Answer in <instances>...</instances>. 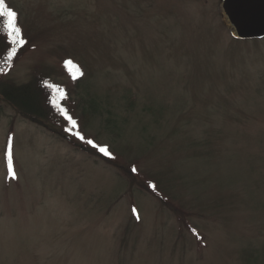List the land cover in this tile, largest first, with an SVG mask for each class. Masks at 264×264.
Returning <instances> with one entry per match:
<instances>
[{
	"label": "rangeland",
	"instance_id": "1",
	"mask_svg": "<svg viewBox=\"0 0 264 264\" xmlns=\"http://www.w3.org/2000/svg\"><path fill=\"white\" fill-rule=\"evenodd\" d=\"M5 3L26 43L0 81L52 80L115 158L0 90V264H264V38L219 0Z\"/></svg>",
	"mask_w": 264,
	"mask_h": 264
},
{
	"label": "snow or ice",
	"instance_id": "2",
	"mask_svg": "<svg viewBox=\"0 0 264 264\" xmlns=\"http://www.w3.org/2000/svg\"><path fill=\"white\" fill-rule=\"evenodd\" d=\"M0 20H2L0 30L3 31L7 38V44L10 46L7 50V54L4 56V64L0 65V74H6L13 65V60L14 57L17 56L18 49L23 47L26 41L23 39L22 29L18 26V13L11 7L7 6L5 0H0ZM64 66L75 70L70 72L74 81L78 78V76L83 75L78 66L71 60L64 61ZM44 87L50 89L52 93L48 98V103L51 105L52 109H54L55 112L63 117L64 121L67 122L68 127L64 130L77 140L90 146L92 149H95V151L101 156L107 157L108 159H114L115 157H113L107 146H102L95 143L91 139H86L79 131L75 130L78 128V122L60 103V101L67 98L65 90L61 87L53 86L47 81H44ZM3 156L7 166V177L11 180H16L17 176L14 170L13 138L11 136L7 139ZM136 171V168H132L133 173ZM148 187L153 191L156 190V186L154 184L150 183ZM132 215L139 220V215L135 208L132 209Z\"/></svg>",
	"mask_w": 264,
	"mask_h": 264
},
{
	"label": "water",
	"instance_id": "3",
	"mask_svg": "<svg viewBox=\"0 0 264 264\" xmlns=\"http://www.w3.org/2000/svg\"><path fill=\"white\" fill-rule=\"evenodd\" d=\"M219 13L233 39L264 38V0H219Z\"/></svg>",
	"mask_w": 264,
	"mask_h": 264
},
{
	"label": "trees",
	"instance_id": "4",
	"mask_svg": "<svg viewBox=\"0 0 264 264\" xmlns=\"http://www.w3.org/2000/svg\"><path fill=\"white\" fill-rule=\"evenodd\" d=\"M9 47L10 46L7 44L6 36L3 31H0V65L4 64V56L7 54ZM44 81H47L51 85L54 84L52 80L50 81V79L47 80L46 78H43V81L40 83L36 73H32L31 80L28 85L18 87L14 86L11 81L3 80L2 82L0 81V90L2 95L8 99L14 98L20 100L23 104H28L31 101L34 102L35 106L37 105L39 113L43 114L45 117L49 114L54 117H58L55 110L52 109L51 105L48 103L50 95L47 94L44 89Z\"/></svg>",
	"mask_w": 264,
	"mask_h": 264
}]
</instances>
